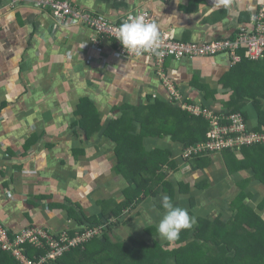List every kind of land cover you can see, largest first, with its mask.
<instances>
[{
    "label": "crops",
    "instance_id": "crops-1",
    "mask_svg": "<svg viewBox=\"0 0 264 264\" xmlns=\"http://www.w3.org/2000/svg\"><path fill=\"white\" fill-rule=\"evenodd\" d=\"M34 1L0 2V221L10 232L29 225L46 226L53 232L76 228L78 213L81 217L101 213L102 221L112 216V210L126 199L128 185V179L116 170L113 131L134 126L138 132L142 120L160 130L167 121L175 123L180 110L192 115L170 98L161 71L183 103L238 112L249 128L264 130V57L249 59L243 48L236 63L226 53L167 57L161 63L146 54L122 55L110 37L97 35L98 41H92L95 34L89 27L69 19L59 23L48 9L34 6ZM66 1L118 24L145 9L152 15V32L167 31L176 40L199 44L234 39L241 26H253V13L264 2ZM123 115L125 121L118 124ZM182 121L183 127L190 128L191 121L193 127L198 125L196 118ZM145 142L149 149L171 152L173 164L162 169L172 191L160 186L158 193L141 194L143 200L138 197L128 203L124 208L128 211L123 209L118 217L117 230L109 232L113 241L141 237L144 225L163 229L153 238H174L185 228L189 237L197 231L200 218H219L228 224L237 212L234 204L249 198L255 206L264 197V184L254 177L253 166L263 163V157L245 148L183 160L178 139L151 134ZM78 145L85 153L72 154L71 148ZM204 182L197 192L196 184ZM188 201L198 203V208ZM261 214L264 218V211ZM175 220L182 223L173 233L164 221ZM142 227L136 235V228ZM67 261L71 260L67 257ZM0 264L21 263L0 249Z\"/></svg>",
    "mask_w": 264,
    "mask_h": 264
},
{
    "label": "trees",
    "instance_id": "trees-1",
    "mask_svg": "<svg viewBox=\"0 0 264 264\" xmlns=\"http://www.w3.org/2000/svg\"><path fill=\"white\" fill-rule=\"evenodd\" d=\"M180 111L181 116L175 123L171 124L166 120L167 122L162 126L163 128L160 127V130H154L152 124L146 126L145 120H142L138 132L137 127L134 126L121 128L117 133L113 131V137H111L117 155L116 170L128 179V185L124 189L126 199L112 210V216L106 222L98 218L97 214L89 217L82 214L84 217H81L79 213H73L74 217H77V226L68 230L70 234H73L76 229L81 230L98 225L101 226L100 232L82 245L72 248L57 258L56 264H264V218L261 214L264 211V197L262 196L259 200L255 199V201L258 200L255 206L253 202L248 201L249 198L244 200V204L240 202L234 204L233 207L237 212L228 224L216 218L213 221L200 218L198 229L192 236H189L190 239L187 238L188 228L182 229L173 239L174 245L170 249H165L155 240H150L151 243L153 242L150 244L146 240L129 237L130 243L126 244L110 238L109 232L113 234L117 230L116 227L121 222V218L118 217L123 215L122 210L128 203H133L134 199L142 193L144 195L158 193L160 186L166 192L171 193L172 191L173 186L165 180L166 174L161 169L162 165L170 167L173 164L171 152L157 148L149 149L145 139L151 134L152 136L167 134L174 140H180L181 151L190 144L204 140L208 123L203 118L200 119L187 115L185 111ZM186 117L189 119L188 122L190 118H196L198 125L193 127L190 124L194 122L191 121L190 128L183 127L182 120ZM124 121L125 115L121 117L118 124ZM107 129L110 131V128ZM130 131L134 133L131 134ZM243 148L251 151L258 158L263 157V160H260L263 163H254L253 166L256 170L254 177L264 184V172L262 176L260 175L264 167V142L246 145ZM201 155L206 154H199L198 157ZM182 159L190 160L183 157ZM140 167H142L141 175L138 174ZM136 175L139 178H135ZM130 178L133 179L135 187L129 183ZM41 252L42 250L35 247L25 248L27 257L36 256ZM67 257L71 260L70 262L67 261Z\"/></svg>",
    "mask_w": 264,
    "mask_h": 264
},
{
    "label": "built area",
    "instance_id": "built-area-1",
    "mask_svg": "<svg viewBox=\"0 0 264 264\" xmlns=\"http://www.w3.org/2000/svg\"><path fill=\"white\" fill-rule=\"evenodd\" d=\"M19 1L22 0H11L13 4ZM33 4L37 8L48 9L59 23L69 19L74 24L86 25L95 34L92 41H98L97 35L110 37L115 42L116 51L122 55L146 54L154 56L161 63L167 57H212L226 53L231 62L236 63L241 59L239 49L243 48L245 57L249 59L259 60L264 57V2L253 13L251 28L241 26L234 39L222 37L201 44L176 40L167 31L159 34L152 32V15L145 9L127 16L123 24H118L103 16L79 10L66 0H35ZM159 74L170 98L179 102L181 108L188 109L192 115L208 123L204 140L186 146L181 152L183 158L224 150L235 151L246 145L264 142V130L249 128L240 113L215 112L198 103H183L175 85L164 72ZM100 228L99 225L89 226L76 229L70 234V228L53 232L47 227L29 225L12 233L0 221V249L10 252L21 264H52L64 253L98 235ZM26 247H35L42 252L27 257Z\"/></svg>",
    "mask_w": 264,
    "mask_h": 264
},
{
    "label": "rangeland",
    "instance_id": "rangeland-1",
    "mask_svg": "<svg viewBox=\"0 0 264 264\" xmlns=\"http://www.w3.org/2000/svg\"><path fill=\"white\" fill-rule=\"evenodd\" d=\"M160 127H162V124L160 125ZM81 146H77V147H75L74 146V148H71V149H73V153L72 154H75L76 152L75 151H77V152H81V148H80ZM94 149H98V148H94ZM99 151V150H98ZM75 152V153H74ZM82 152L83 153H85V151L84 150H82ZM235 155V154H234ZM237 160V159H236ZM123 160H121V162H122ZM230 162H231V160H230ZM232 164H233V162H231ZM162 168H164V166L162 165V167H161V169ZM142 167H140V168H138V171H139V175H141L142 174ZM137 174V175H138ZM137 175H136V177L135 178H139V176L137 177ZM107 178V177H106ZM133 181V179L132 178H130V180H129V183H130V181ZM206 182H207V180H206ZM206 182H204V183H197L196 184V191L198 192L199 191V189L206 183ZM133 186V185H132ZM133 187H135V186H133ZM196 192V193H197ZM143 194V193H142ZM139 198H141V194H140V196H139ZM195 199V201H198V199L199 198H194ZM193 199V200H194ZM140 200H143L142 198L140 199ZM240 200H242V199H240ZM240 200H238V201H240ZM97 203H101V202H97ZM188 203L189 204H192V206L194 207V208H198V203H195V205H194V203H193V201H188ZM108 204V202H106V205ZM70 212L71 213H73V210L71 209L70 210ZM184 214V213H183ZM184 217H188V215H186V216H184ZM150 218V217H149ZM148 218V222H150V221H152V220H150ZM151 219H153V218H151ZM189 219H192L191 221L192 222H195L196 223V219L194 218V217H189ZM217 219H219V218H217ZM165 222V224H168V226H171L172 228H171V230L173 229V233H174V231L176 230V229H178L179 228V226H180V224L179 223H182V221H180V220H175L174 221V223H168V222H166V221H164ZM197 222H198V220H197ZM144 225V224H143ZM175 225V226H174ZM188 225V224H187ZM189 226V225H188ZM187 226V227H188ZM144 227V230L145 231H143L144 233H140L142 236L141 237H136V236H130V239H132V238H137V240H146L148 243H150V244H152L151 243V241L150 240H155V241H157L162 247H164L165 249H170L171 247H172V245H174L173 244V240L172 239H174V238H172L170 235H167V236H157V237H155V238H153V236L154 235H156V234H159L158 232H160V230H163L162 228H159V227H147L146 225H144L143 226ZM143 227L142 228H139V229H137L136 228V232L137 233H135L136 235L138 234V232H140L141 231V229L143 230ZM139 235V234H138ZM243 235V234H242ZM117 236V238H119L118 237V235H116ZM145 236H148V238H144ZM190 238L188 237V240H189ZM120 240V239H119ZM168 240V242H166ZM114 241H118L117 239L116 240H114ZM120 241H122V242H124V243H126V244H129L130 242H129V237H125V238H122V240H120ZM169 242H172V244H168ZM85 243V242H84ZM171 262H172V259H171ZM173 263V262H172Z\"/></svg>",
    "mask_w": 264,
    "mask_h": 264
},
{
    "label": "water",
    "instance_id": "water-1",
    "mask_svg": "<svg viewBox=\"0 0 264 264\" xmlns=\"http://www.w3.org/2000/svg\"><path fill=\"white\" fill-rule=\"evenodd\" d=\"M132 183L133 186H135V184L133 183V181H130ZM98 218H101L102 217V214L101 213H98ZM109 218V215L105 216V218L103 219L104 222L107 221V219Z\"/></svg>",
    "mask_w": 264,
    "mask_h": 264
},
{
    "label": "clouds",
    "instance_id": "clouds-1",
    "mask_svg": "<svg viewBox=\"0 0 264 264\" xmlns=\"http://www.w3.org/2000/svg\"><path fill=\"white\" fill-rule=\"evenodd\" d=\"M194 116V115H193ZM231 151V150H230ZM238 150H235V152H237ZM182 152V151H181ZM181 152L179 153V154H181ZM202 156V155H201ZM196 158V157H198V156H193V157H190L189 159H192V158Z\"/></svg>",
    "mask_w": 264,
    "mask_h": 264
},
{
    "label": "flooded vegetation",
    "instance_id": "flooded-vegetation-1",
    "mask_svg": "<svg viewBox=\"0 0 264 264\" xmlns=\"http://www.w3.org/2000/svg\"><path fill=\"white\" fill-rule=\"evenodd\" d=\"M123 211H124V212H127L128 210L124 209ZM124 212H123V213H124ZM123 213H122V214H123ZM117 219H118V218H117ZM127 237H130V235L127 236ZM120 240H122V239H120ZM172 240H173V239H172Z\"/></svg>",
    "mask_w": 264,
    "mask_h": 264
}]
</instances>
